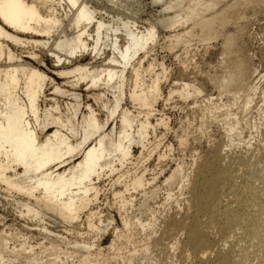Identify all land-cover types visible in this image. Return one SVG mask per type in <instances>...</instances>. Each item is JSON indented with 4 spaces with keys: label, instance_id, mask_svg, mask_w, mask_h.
I'll use <instances>...</instances> for the list:
<instances>
[{
    "label": "bare ground",
    "instance_id": "bare-ground-1",
    "mask_svg": "<svg viewBox=\"0 0 264 264\" xmlns=\"http://www.w3.org/2000/svg\"><path fill=\"white\" fill-rule=\"evenodd\" d=\"M9 2L0 0V264H100L76 224L87 213L92 236L109 232L113 219L92 207L112 177L121 228L108 248L118 264H167L168 251L173 264H264V0ZM160 31L164 48L190 56L179 72L193 77L167 100H192L198 131L217 122L226 142L191 174L180 161L157 184L159 175L133 169L154 154L150 131L165 125L151 122L167 79L150 58ZM160 190L161 206L174 204L161 218ZM174 232L183 239L173 242Z\"/></svg>",
    "mask_w": 264,
    "mask_h": 264
},
{
    "label": "rangeland",
    "instance_id": "rangeland-1",
    "mask_svg": "<svg viewBox=\"0 0 264 264\" xmlns=\"http://www.w3.org/2000/svg\"><path fill=\"white\" fill-rule=\"evenodd\" d=\"M144 2L148 3L149 0H144ZM156 10H158L157 7H155L154 10L147 9L145 14H144V16L142 18H154L155 17L154 15H156ZM159 36H160L159 37V41L160 42L158 41L157 47H155L154 50H153L154 52L153 51L151 52L150 58L156 59V61H158V63L160 62L165 67V69L167 71V79L161 83V94H162V96H161V98L158 100V102L156 104L155 108L157 110V113H155L154 117L151 118V122H152V125H153L154 122H156V119L157 120L158 119H163L164 124L166 126L165 125L156 126L154 128V132H152V130L150 131V134H149V138L150 139H149V141L151 142V144L153 142L152 146H154V147H152V148H154V154L151 155L150 153H148V154L144 153L145 154L144 158L148 157V160L142 159V160H144V162H142V160H141L142 164L137 165L136 166L137 168L134 167V169H133L136 172H137V170L139 172L140 171L141 172H145L146 171L145 172V177L148 178V179H152L155 174H156V176L159 175L157 177L158 178L157 184H159L162 181L164 175L167 174L170 171V169H172L180 161L181 162H185L186 164H193L192 165L193 167H191L188 170V172L191 174L192 170L195 167L198 166V163H199L200 159L202 158V156H205L207 154L208 150H210L212 146H214L215 144H217L219 142H222V143L226 142V140L224 138L223 126H222V124H219L217 122H216L217 125H216V123L208 124V125H205L203 129H199V131H201V132L198 131V129H197L196 125H195V122H194V117H193L195 106L193 107L192 100L184 101V100H180L176 96H173V97H171L170 100H167L168 92L170 90H173L175 87H178L180 85V83H181L180 80H187V79L188 80H192L193 77L191 75H189V77L188 76H183L179 72L180 69L182 68V66H181L182 64H180L181 60L183 59V61H184L186 58L189 59L190 56H189V58L187 56L185 58V56L183 54H181L182 52L179 49H177V50H175L173 52H170L168 49L164 48V46H165L164 38H163L164 32L160 31V35ZM198 50H200V49H198ZM200 52H201V50L198 51V52L192 50V53H196V55H199ZM187 59H186L185 63L189 62V60H187ZM200 99L201 98L199 97L198 100H200ZM223 101L225 102V99ZM218 102L219 101H216V103H218ZM165 121H167V122H165ZM183 128L184 129L185 128H187V129L190 128L188 130V134H190L189 135L190 139L187 141V143L189 142L188 145L187 144H182V142H180V140L178 138L181 135L182 131L184 130ZM189 131H190V133H189ZM220 138L223 141L222 140L219 141ZM215 141H216V143H215ZM242 145L243 144L241 143L236 149L234 148L235 152H244L245 146L243 145L244 146V150H242V148H243ZM226 148L223 147V150L228 151L229 148H227V149ZM234 149L232 148L231 150L234 152ZM138 150L139 149L134 148V154H135L136 157L139 154ZM238 150H240V151H238ZM165 153L168 154V156H166V158H164V160H162V158L158 159V155H163L164 156ZM193 161L195 163H193ZM135 169H137V170H135ZM160 173H162V174H160ZM113 178H115V177L107 179V181L106 180L100 181L98 183V185H97L98 186V190L99 191L101 189L102 190L99 193L100 195H98V200L95 203L96 206L94 205L92 207V209H93V211H97L98 212V214H97L98 216L101 215L99 217L102 218L103 221H105L107 219L108 220L109 219L110 220L113 219V223L112 224L114 226L111 225V227L109 228L110 230L108 229L109 232H106L104 235H100L101 237L100 236H96L95 237V235L92 236L93 234L88 232V228H87L86 222H85L86 217H87V213L86 214L83 213L84 215H81L82 217L80 216V219L78 220L79 222L77 221V224H76L78 226V228L76 226V234H80V235H76L77 241H83L84 243L87 242L86 244H91V245L93 243L95 248H93L92 250L95 253L99 254L98 255L100 257V258L98 257L99 259H101V258L103 259V260L102 259L100 260V261H102L100 264H114V262H115V264H118V262H119L118 259H120L119 257L114 258V256H118L119 255V254H117L118 252L116 250L115 251L112 250V249L109 250V248H108L110 243H111V241H112V239H113V237H112V228H114V227L121 228V222H120V218H118L119 216H118V212H117V207H118V203L119 202L115 198H113V196L110 194V190H109L110 189V180L113 179ZM126 194L128 196L124 194L125 198H129L130 195H133V194L136 195V193L132 194V192H130V195L128 193H126ZM180 194L177 193V195H178L177 198L179 199V202H180V205H181L180 206V212L181 213L180 212L179 213L183 214L182 212L184 211L185 207L187 206V202H186V196L187 195H185L186 193H184V192H182L181 195ZM180 196H182V197H180ZM164 198H165V192H162L160 190L159 193H158L157 205H156V208H155V210H157L156 213H157L158 216H160L161 213H163L160 216V218L163 215H165V212H167V210H168V213H170V212L172 213L173 210H174V204L173 203H169L168 202V204H170V206H167L166 209L161 206V203L164 202ZM158 204H160L159 207H158ZM114 207H116V208H114ZM169 207H171V209H169ZM85 215H86V217H85ZM10 220H12L11 216L8 217V220H7L8 224L9 223L12 224L11 223L12 221H10ZM82 223L85 224V225H83ZM14 224H16L17 227H21V225H22V223L20 221H17ZM159 225L157 226L158 229H157V227L155 228L156 234H154V237L156 236L158 238L161 235L160 232L162 231V228H163V225H161V224H159ZM33 233H35V232H33ZM64 235L65 236L69 235V236H67L68 238H71V237L74 236V234L71 235V233H67V234H64ZM83 235H84V237H83ZM171 237H173L172 240L174 242L176 240H178V241L182 240L184 236L182 234L178 233V232H176V233L174 232ZM33 239L34 240L36 239L35 235L33 236V238L30 241H34ZM138 239L140 240V238H138ZM104 247H106V248H104ZM237 248H238V250L242 249L241 246L237 247ZM124 250H122V252ZM127 251H129V248H126V250L124 252L127 254ZM170 252L169 251L167 252L168 256L170 255V258H171V259H167L166 258L167 264H171V263L173 264V262L176 260L175 258H177V251H170ZM106 253H108V254H106ZM173 255L175 257H172ZM70 261L71 260H68L67 264H71L72 262H70ZM76 264H84V263L81 262L79 259H76ZM135 264H137V263H135ZM138 264H139V262H138Z\"/></svg>",
    "mask_w": 264,
    "mask_h": 264
},
{
    "label": "snow or ice",
    "instance_id": "snow-or-ice-1",
    "mask_svg": "<svg viewBox=\"0 0 264 264\" xmlns=\"http://www.w3.org/2000/svg\"><path fill=\"white\" fill-rule=\"evenodd\" d=\"M18 5H16L15 3H12L11 0L8 4L5 5L6 8H13V7H17Z\"/></svg>",
    "mask_w": 264,
    "mask_h": 264
}]
</instances>
